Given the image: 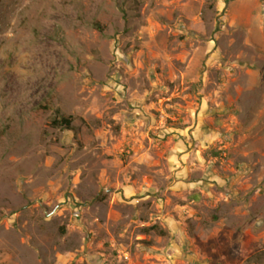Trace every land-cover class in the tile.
I'll return each instance as SVG.
<instances>
[{
    "label": "rangeland",
    "instance_id": "374dc122",
    "mask_svg": "<svg viewBox=\"0 0 264 264\" xmlns=\"http://www.w3.org/2000/svg\"><path fill=\"white\" fill-rule=\"evenodd\" d=\"M0 264H264V0H0Z\"/></svg>",
    "mask_w": 264,
    "mask_h": 264
},
{
    "label": "trees",
    "instance_id": "16d2710c",
    "mask_svg": "<svg viewBox=\"0 0 264 264\" xmlns=\"http://www.w3.org/2000/svg\"><path fill=\"white\" fill-rule=\"evenodd\" d=\"M227 1V0H226ZM52 124L54 126H60L66 129L71 128V117L66 116V115H61L59 118H54L52 120Z\"/></svg>",
    "mask_w": 264,
    "mask_h": 264
}]
</instances>
